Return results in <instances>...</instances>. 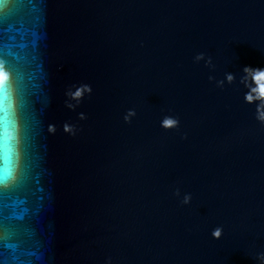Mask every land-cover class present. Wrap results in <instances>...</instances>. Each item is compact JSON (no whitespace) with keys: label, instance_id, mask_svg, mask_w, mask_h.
I'll return each instance as SVG.
<instances>
[{"label":"water","instance_id":"1","mask_svg":"<svg viewBox=\"0 0 264 264\" xmlns=\"http://www.w3.org/2000/svg\"><path fill=\"white\" fill-rule=\"evenodd\" d=\"M4 7L19 142L10 159L0 148V174L23 167L3 201L4 258L260 264L264 0Z\"/></svg>","mask_w":264,"mask_h":264},{"label":"snow or ice","instance_id":"2","mask_svg":"<svg viewBox=\"0 0 264 264\" xmlns=\"http://www.w3.org/2000/svg\"><path fill=\"white\" fill-rule=\"evenodd\" d=\"M14 3H18L19 0H13ZM5 0H0V22L6 18ZM0 61L3 62L5 68L11 72V67L5 59L0 57ZM10 79L0 85V148L4 149L6 157L10 159L12 153L16 150V144H18V126L14 118V104L10 93ZM76 96L81 95L80 87L77 86L75 91ZM23 176V167L21 166L20 176H14L11 169H6L0 174V264H24L18 257L13 256L11 259H5V250L10 248V245L6 243L7 235L3 229V215L2 210L4 208V199L6 194L11 189H14L20 183Z\"/></svg>","mask_w":264,"mask_h":264},{"label":"clouds","instance_id":"3","mask_svg":"<svg viewBox=\"0 0 264 264\" xmlns=\"http://www.w3.org/2000/svg\"><path fill=\"white\" fill-rule=\"evenodd\" d=\"M200 56L197 55L196 59H199ZM249 69V66H245L242 69V72H245ZM264 71V70H262ZM9 78V73L6 71L3 62L0 61V85H2L5 80H7ZM233 75L231 73L226 74V79L231 81L233 79ZM135 115V110L134 109H129L127 110L126 114L124 115L123 119L127 122L129 121V117ZM256 119L261 122L264 123V110H260L258 108L257 113H256ZM179 125V120L177 118H171V117H165L164 120L161 121L160 126L161 127H166V128H177ZM50 130H52V126H49ZM65 131H68V127L65 126ZM192 197L190 193H186L181 201V203L183 204H188L191 201ZM214 238H219L221 235V229L220 228H216L213 230L212 233ZM260 264H264V255H261L258 257ZM106 264H111L110 259L106 262Z\"/></svg>","mask_w":264,"mask_h":264}]
</instances>
